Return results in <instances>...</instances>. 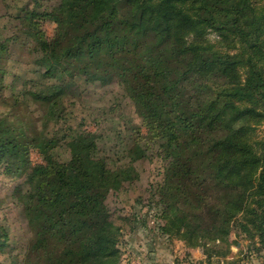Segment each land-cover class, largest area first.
<instances>
[{"label":"trees","instance_id":"1","mask_svg":"<svg viewBox=\"0 0 264 264\" xmlns=\"http://www.w3.org/2000/svg\"><path fill=\"white\" fill-rule=\"evenodd\" d=\"M38 2L16 6L15 34L0 28V173L24 177L16 190L34 230L18 260L0 224V264H122L107 198L137 174L112 167L75 115L79 81L123 87L141 120L129 122L138 147L127 152L160 163L132 231L153 224L205 255L189 250L185 263L264 261V0ZM18 38L35 60L9 83ZM240 238L249 247L235 259Z\"/></svg>","mask_w":264,"mask_h":264},{"label":"rangeland","instance_id":"2","mask_svg":"<svg viewBox=\"0 0 264 264\" xmlns=\"http://www.w3.org/2000/svg\"><path fill=\"white\" fill-rule=\"evenodd\" d=\"M32 0H0V28L8 36L15 34L19 29L15 21L17 7L27 4ZM58 0H39L38 5L42 8L54 5ZM56 24L50 21L44 23V29L49 37H53ZM213 41L218 40L215 34L210 35ZM24 39V38H23ZM11 48V55L8 62L11 71L8 82H13V78L18 77L26 70L32 68L30 63L35 60V54L27 49L25 41L18 38ZM223 52L226 47L218 46ZM241 50V45L235 53ZM31 66V67H29ZM30 75L33 72L29 73ZM72 100L76 102L75 115L79 118H86L85 128L95 132L100 140L102 154L108 159L112 167H134L137 176L133 179H123L117 189L110 191L107 204L112 211L116 226L122 227V264H185L186 253L195 250L188 247L185 241L161 235L156 227L151 224L148 229L140 228L135 232L131 230V218L133 211L144 212V204L150 199V186L152 182L158 183L162 175L158 173L160 163L146 158H136L137 154H128V149H136V137L130 129V121L140 124L141 120L134 112L132 100L126 95L125 90L117 81L108 83H85L79 81L73 86ZM19 89L15 91L7 90V95L19 94ZM15 92V93H14ZM12 104V103H10ZM23 102L20 114L26 108ZM32 107V108H31ZM30 107L32 114L37 117L42 114V110L34 104ZM12 108V106H10ZM6 110L7 107L0 108ZM258 135L264 136V124L258 128ZM33 163L42 162V157L37 150L31 151ZM24 177L5 176L0 173V224L7 228L9 234V250L16 255L17 259H23L27 247L34 238L32 222L24 210L21 200L17 194V186H23ZM241 246H232L233 258L241 257L239 249L246 252L249 247L247 240L240 238ZM155 249L152 257L149 254L150 248ZM201 250V249H200ZM202 251V250H201ZM192 252V251H191ZM242 254V253H241ZM244 254H242L243 256ZM264 256V253H263ZM2 258V259H1ZM0 260L2 261L3 256ZM263 258L258 256L251 260H245L241 264H261Z\"/></svg>","mask_w":264,"mask_h":264},{"label":"crops","instance_id":"3","mask_svg":"<svg viewBox=\"0 0 264 264\" xmlns=\"http://www.w3.org/2000/svg\"><path fill=\"white\" fill-rule=\"evenodd\" d=\"M155 249L153 247L150 248L149 254H151V257L154 253ZM192 251V255L195 259H204L205 255L203 254V252L200 249H195V250H191ZM261 264H264V261L260 262ZM185 264H190V263H185Z\"/></svg>","mask_w":264,"mask_h":264}]
</instances>
